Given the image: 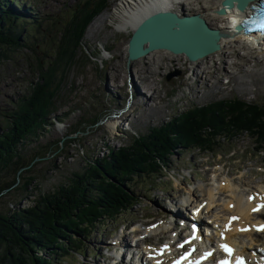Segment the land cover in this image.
Wrapping results in <instances>:
<instances>
[{"label": "rangeland", "instance_id": "1", "mask_svg": "<svg viewBox=\"0 0 264 264\" xmlns=\"http://www.w3.org/2000/svg\"><path fill=\"white\" fill-rule=\"evenodd\" d=\"M27 1L18 0L12 5L21 9ZM94 1L29 0L27 6L31 7V12L24 20L40 22L42 35L50 43L57 33L53 23L66 20V15L77 4L88 9L94 6ZM122 1L107 0L106 8L89 23L91 27L86 26L75 61L59 67L64 70V77L54 101L56 111L47 116L45 129H35V133L24 140L21 151L26 161L33 154L41 156L32 162L28 173L22 172V175H31L33 180L25 188L21 180L19 187L8 189L0 198V211L11 213L33 205L40 193H52L57 186L69 183L75 173L83 172L109 151L128 145L133 137L145 135L150 129L194 108L226 100L264 105V46L253 48L248 54L239 39L232 43L236 52L229 53V58L217 55L209 64L193 62L185 55L164 50L129 61L127 43L133 29L116 28L121 16L115 12ZM180 4L184 13L189 14L190 4H185L184 0ZM101 15L105 16L104 21ZM43 53L40 45L36 51L23 46L0 62V124L3 111L26 94L29 83L37 79L34 62L36 56ZM170 73L172 76L167 79ZM97 118L99 121L95 123ZM74 128L78 131L73 132ZM255 145L254 138L246 133L231 138L217 137L211 151L192 148L172 155L160 179L153 174L135 177L128 186L136 193L137 204L122 210L118 217L103 218L87 230L82 241L83 255L74 254L65 264H110L111 261L102 262V257L96 254L102 242L116 248L115 238L129 232L132 225L149 224L161 217L172 221L175 202L179 206L189 196L187 188L196 190L193 196L197 201L206 197L203 188L219 187L228 179L239 186L237 191L244 193L264 188V147L256 151ZM214 165L219 168L216 174L209 171L216 168ZM213 175L217 177L214 181ZM1 176L0 183L12 179V174ZM229 195V190L216 193L222 202ZM188 200H191L190 205L194 198ZM181 208L185 214L189 210L183 205ZM148 209L152 210L146 212ZM170 231L161 232L151 240L167 237ZM71 235L73 238L74 234ZM128 240L133 242L131 238Z\"/></svg>", "mask_w": 264, "mask_h": 264}, {"label": "trees", "instance_id": "2", "mask_svg": "<svg viewBox=\"0 0 264 264\" xmlns=\"http://www.w3.org/2000/svg\"><path fill=\"white\" fill-rule=\"evenodd\" d=\"M10 1L0 0V62L23 46L36 51L33 43L45 40L39 37L43 29L40 22L24 20L31 9L24 7L18 12ZM106 1L95 0L88 9L76 7L62 20L49 47L41 45L45 55L53 54L55 61L49 58L46 64L36 56L33 68L38 72L37 80L31 81L29 93L3 114L0 174L2 178L12 174V179L0 183V198L8 189L19 187L21 180L23 188L33 180L22 172L28 173L32 162L41 156L36 153L26 161L21 152L24 140L35 129L48 126L47 116L56 111L54 101L63 79L64 70L59 67L74 62L86 26L106 7ZM98 121L99 118L95 123ZM243 132L251 134L259 145L264 144V105L219 101L194 108L145 135L133 137L128 145L109 151L83 172L75 173L69 183L57 186L52 193H40L33 205L11 213L0 211V264L61 263L83 245L87 230L103 218L118 217L122 210L136 204L137 195L128 186L135 177L159 176L177 152L191 147L212 149L217 137ZM68 247L73 249L69 252Z\"/></svg>", "mask_w": 264, "mask_h": 264}, {"label": "bare ground", "instance_id": "3", "mask_svg": "<svg viewBox=\"0 0 264 264\" xmlns=\"http://www.w3.org/2000/svg\"><path fill=\"white\" fill-rule=\"evenodd\" d=\"M138 1L139 0H123L122 1V6L117 8L118 12L117 11L115 12L116 15L117 13H119V15L121 16V19L119 21L120 23L116 25L117 29L119 30L134 29L139 24V22H141L142 20H144L145 18H147L148 16L156 12L171 11V12H175L178 16H183V15H193L191 12L197 11V13H194V14H199L209 26L213 25L215 28L219 29L222 33V36L219 40L220 48L216 52L209 53L208 55L198 60H195V61H203V63L207 62L209 64L208 61H210L211 58L217 55L226 56L227 58L229 53L236 52V47L233 46L232 43H234V41H239V39H242V41L240 42V46L242 47V49H245V51H247L248 54L252 53L254 50L253 49L254 47L252 46L253 43L256 42V39L254 38V36L252 34L244 35L241 32L240 28L233 25V22L236 21L237 18L241 19L242 17L247 16L249 14L250 6L254 4L256 0H248L247 4L242 10H238L235 6L227 7L226 8L227 11L224 14H218L216 11L218 8L222 7L221 3L223 0H184L185 4H190L191 6V9H190L191 11L189 14L184 13L185 11L182 8L183 5L180 4L181 0H145V2L143 0L142 3H139ZM12 2L14 1L13 0L10 1L11 5H12ZM236 11H239V12H236ZM102 18L104 21L105 16L103 15ZM95 27H98L97 23H95ZM228 33H232V35L236 34V37L232 38V35L231 34L228 35ZM185 36L188 38L196 39L198 38L199 34L196 31H192V32H187ZM160 50H164V49L153 50L149 52L148 54H146L145 56L152 54V53L159 52ZM164 51L168 53H172L168 50H164ZM172 54L184 55L181 53H172ZM238 56L240 57L239 54ZM246 56L245 58H248ZM226 63L227 61L225 62V64ZM216 165H214L213 167H216ZM217 170H219V168L216 167V168H210L209 171L216 174ZM212 178L214 181L215 178L217 177L216 175H213ZM219 185H220L219 187L218 186L212 187V184H211L212 188H208L206 190L205 188H203L204 195L206 196L204 197L205 198L204 200H206V205L202 207L201 213L208 214L207 218L212 219L213 225L217 223H221V222L224 223L227 220V217L229 214L231 216H236L239 219V221H235L236 220L235 219L233 222L230 223V225H235V226L232 229V231H230L227 235V239L236 245L238 253L247 254L250 251V248H247L246 244H249V245L259 244V245L264 246V231H262L261 233H256L253 231L241 233V229H240V227L244 228L245 226H247L246 223L264 225V218L262 217V215L264 214V207H261L257 214H254L251 211V209L255 206L264 205V202L261 200L264 198V196L262 195L264 194V191H262L261 193L258 192L256 195H254L253 193H250V191L252 190H250L249 193L248 192L244 193L243 191H237L239 189V186L236 183L232 182L231 179H228L227 181L225 180V182H221V184ZM223 186H227V187H223ZM192 189L194 188L186 189L187 193L189 194V196L184 199V200L187 199L186 201L184 200H183L184 202L181 201L179 203V206H178V202L177 201L175 202V207H174L175 212L173 213L174 216H176L177 213L183 214L182 208H181L182 205L184 206L185 209H188V207L191 206L190 210H194L202 203L203 200L197 201V199L195 198L196 196L195 197L193 196L194 195L193 192H195L196 190L195 189L192 190ZM189 190L192 191L191 194L189 193ZM226 190L230 191V195L229 197L225 198V200L222 202V200L219 197H216V193L217 192L220 193ZM260 190H264V188H260ZM250 195L253 196L252 201L248 200V197ZM193 198H194L193 202L190 203V205H188L189 202L191 201L188 199H193ZM182 202L183 204H181ZM229 205L232 207L229 208ZM151 210L152 209H148L146 212H150ZM152 224H153L152 226H149V225L145 226L144 224H141L142 227L135 226L132 229L133 231L141 227L142 233H145V235H143L142 238L136 240V244L134 245L135 250L141 251L143 248H146V246L148 245L146 243V240H148V238L151 239L152 236H155L160 232H167L168 228L171 227L172 225V221L167 220L161 223L158 222L157 224H156V221H154ZM167 237L170 238L171 235ZM115 241L119 245H122V244L126 245V234L125 233L119 234L115 238ZM116 243L114 244V246H116ZM131 247L132 245H128V249H130ZM112 253L114 257L119 254L118 252H115V250L112 251Z\"/></svg>", "mask_w": 264, "mask_h": 264}, {"label": "water", "instance_id": "4", "mask_svg": "<svg viewBox=\"0 0 264 264\" xmlns=\"http://www.w3.org/2000/svg\"><path fill=\"white\" fill-rule=\"evenodd\" d=\"M248 0H223L218 14H224V7H233L234 2L242 10ZM257 3V0L254 4ZM196 31V39L185 36L187 32ZM222 33L217 28L210 27L199 15L178 16L175 12H156L133 29L127 43V58L136 60L156 49L181 53L190 61L198 60L220 48L219 40ZM177 73V72H175ZM172 73L166 76L169 79Z\"/></svg>", "mask_w": 264, "mask_h": 264}, {"label": "snow or ice", "instance_id": "5", "mask_svg": "<svg viewBox=\"0 0 264 264\" xmlns=\"http://www.w3.org/2000/svg\"><path fill=\"white\" fill-rule=\"evenodd\" d=\"M261 27H264V23L261 24ZM260 207H264V205H260ZM258 209H254V211H257ZM233 219H238L237 217H234ZM230 227V226H229ZM258 230H261V231H264V226H261L260 229ZM241 231H247V229H242ZM181 247H183V245H180ZM223 248L224 251H226L229 255L232 254L233 252V249H231L228 245H222L221 246ZM194 251V249H193ZM211 253H207L205 254V258H207V256H210ZM188 256H191V253H187V255L185 257H183L182 259H187ZM177 264H180V262L178 261ZM197 264H199V262H197ZM219 264H230V261L228 260H224V261H220ZM237 264H244V261L242 258H238L237 260Z\"/></svg>", "mask_w": 264, "mask_h": 264}]
</instances>
